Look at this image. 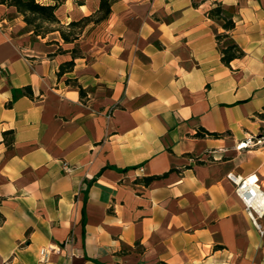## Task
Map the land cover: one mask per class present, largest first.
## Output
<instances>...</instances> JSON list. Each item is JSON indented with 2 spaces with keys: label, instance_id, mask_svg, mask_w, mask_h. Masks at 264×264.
<instances>
[{
  "label": "crops",
  "instance_id": "crops-1",
  "mask_svg": "<svg viewBox=\"0 0 264 264\" xmlns=\"http://www.w3.org/2000/svg\"><path fill=\"white\" fill-rule=\"evenodd\" d=\"M77 1L60 25L99 8ZM228 173L264 190V0H114L67 44L0 5V264H264Z\"/></svg>",
  "mask_w": 264,
  "mask_h": 264
},
{
  "label": "trees",
  "instance_id": "trees-1",
  "mask_svg": "<svg viewBox=\"0 0 264 264\" xmlns=\"http://www.w3.org/2000/svg\"><path fill=\"white\" fill-rule=\"evenodd\" d=\"M63 0H0V5L14 7L16 11L22 15L25 24L32 30L35 36L45 37L46 34L58 31L64 43H74L78 39V35L83 28L90 24H98L108 17L110 14L111 3L114 0H99V8L95 14L83 17L78 21H71L67 26L60 25V21L55 15L56 9L61 5ZM83 0H78L81 3ZM208 17L214 21H220L222 29L226 32L231 31L235 23L232 15H229L221 5H216L208 12ZM216 40L220 44L225 40V44L220 45L221 61L228 65L233 59L240 58L243 55L242 50L230 40L228 34H216ZM61 51V49H59ZM71 58L62 62L59 65L57 76L60 77L64 73L72 70L74 66V59L78 56V50L73 48L71 50ZM69 83V81H66ZM80 96L84 95L83 89L78 86ZM17 95H25L32 97L30 87H25L19 91H15L13 97ZM197 136H214L217 134L209 133L201 129ZM149 176L140 180L144 185H149L154 180L165 176Z\"/></svg>",
  "mask_w": 264,
  "mask_h": 264
},
{
  "label": "built area",
  "instance_id": "built-area-1",
  "mask_svg": "<svg viewBox=\"0 0 264 264\" xmlns=\"http://www.w3.org/2000/svg\"><path fill=\"white\" fill-rule=\"evenodd\" d=\"M66 173L70 172V168L66 163L62 164ZM226 180L234 187V192L240 202L243 204L246 214L252 222L260 236H264V227L259 223V219L264 217V190H262L259 178L256 174L249 176H239L228 173ZM40 262H47L49 253L46 248L39 251Z\"/></svg>",
  "mask_w": 264,
  "mask_h": 264
}]
</instances>
